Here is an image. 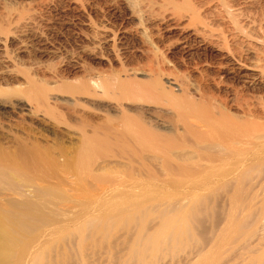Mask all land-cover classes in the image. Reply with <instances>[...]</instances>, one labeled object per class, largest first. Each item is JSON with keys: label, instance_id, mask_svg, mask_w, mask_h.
Segmentation results:
<instances>
[{"label": "rangeland", "instance_id": "rangeland-1", "mask_svg": "<svg viewBox=\"0 0 264 264\" xmlns=\"http://www.w3.org/2000/svg\"><path fill=\"white\" fill-rule=\"evenodd\" d=\"M263 123L264 0H0V264H226L264 221L212 247L233 165L203 142ZM194 199L196 239L160 240Z\"/></svg>", "mask_w": 264, "mask_h": 264}, {"label": "bare ground", "instance_id": "bare-ground-1", "mask_svg": "<svg viewBox=\"0 0 264 264\" xmlns=\"http://www.w3.org/2000/svg\"><path fill=\"white\" fill-rule=\"evenodd\" d=\"M68 6V5H67ZM195 11V10H194ZM89 18V17H88ZM91 20V19H90ZM195 23V22H194ZM237 27V26H236ZM240 27V26H239ZM195 28V27H194ZM205 29V28H204ZM239 31V30H238ZM246 31V30H245ZM7 33V32H6ZM43 34V33H42ZM115 34V33H114ZM222 36V35H221ZM129 39V38H128ZM223 43V42H222ZM225 44V43H224ZM113 45V44H112ZM224 47V46H223ZM51 49V48H50ZM227 51V50H226ZM118 56V55H117ZM116 56V57H117ZM195 59V58H194ZM235 61V60H234ZM238 62V61H237ZM226 65V64H225ZM245 65V64H244ZM246 66V65H245ZM263 74V73H262ZM237 75V74H236ZM250 76V75H249ZM248 76V77H249ZM250 77H252V76H250ZM249 77V78H250ZM247 78V77H246ZM253 79L254 78H256V77H252ZM221 79V78H220ZM260 79V78H259ZM251 80V79H250ZM128 82V81H127ZM255 82V81H254ZM263 82V81H262ZM127 84V83H126ZM252 84V83H251ZM118 85V84H117ZM124 86V85H123ZM128 87H129V85H128ZM123 93V92H122ZM121 94V93H120ZM193 103V102H192ZM217 103V102H216ZM202 104V103H201ZM219 106V105H218ZM222 106V105H221ZM194 107V106H193ZM263 107V106H262ZM190 108V107H189ZM196 109V108H195ZM247 109H249V108H247ZM192 110V109H191ZM212 110V109H211ZM193 111V110H192ZM191 111V112H192ZM221 111H222V109H221ZM213 112V111H212ZM223 114V113H222ZM221 114V115H222ZM191 115V114H190ZM198 115V114H197ZM194 116V115H193ZM207 116H208V114H207ZM215 116V115H214ZM208 118H209V116H208ZM211 118V117H210ZM216 118H218V117H216ZM216 118L214 119V120H216ZM223 118V117H222ZM230 118V117H229ZM245 118V117H244ZM196 119V118H195ZM227 120H228V118H226ZM252 119V118H251ZM197 120V119H196ZM213 120V121H214ZM219 120H223V119H219ZM227 120H226V122H227ZM231 120V119H230ZM233 120V119H232ZM193 121V120H192ZM201 121V120H200ZM207 121V120H206ZM205 121V122H206ZM225 121V119L223 120V122L222 123H225L224 122ZM257 121V120H256ZM191 122V121H190ZM198 122V121H197ZM204 122V123H205ZM209 122V121H208ZM212 122V121H211ZM216 122V121H215ZM235 121H233V123H234ZM259 122V121H258ZM194 123V122H193ZM201 123V122H200ZM199 123V124H200ZM213 123L214 122H212V125H213ZM219 123V122H218ZM217 123V124H218ZM228 123V122H227ZM246 123H247V121H246ZM249 123H250V121H249ZM248 123V124H249ZM256 123V122H255ZM216 124V126H218ZM221 124V123H220ZM229 124V123H228ZM228 124H226L228 127L230 126V124L228 125ZM236 124V123H235ZM239 123H237L236 125H238ZM241 124H243V123H241ZM240 124V125H241ZM248 124H246V125H248ZM250 124H252V123H250ZM260 124H262V123H259V125ZM264 124V123H263ZM201 125V124H200ZM205 125V124H204ZM232 125V124H231ZM234 125V124H233ZM255 126V125H257V123L256 124H252V126ZM209 126V125H208ZM239 126V125H238ZM250 126V125H249ZM258 126V125H257ZM194 127H195V125H194ZM203 127V126H202ZM212 127H214L215 128V126H212ZM231 127V126H230ZM246 127H248V126H246ZM259 127V126H258ZM197 128H199V127H197ZM201 128V127H200ZM206 128V127H205ZM208 128V127H207ZM220 128H223V127H220ZM219 128V129H220ZM233 128H235V126L233 127ZM237 128V127H236ZM240 128H242V127H239L238 129H240ZM262 128V127H261ZM263 128H264V126H263ZM262 128V130H260V128L259 129H257L256 128V130H255V128H252V129H254V131H252V129L250 130V131H247V130H249L248 128H245L244 127V129L246 130V132H244L243 130H225L226 132H221L220 131V133L218 132V131H215V133L216 132H218L217 134H215L214 133V135H217L218 137H215L213 134H210L211 135V137H208V139H207V141H205L206 140V137H205V140L203 139V138H201L202 140H204L205 142H203V147H204V150L206 151V153L207 152H209V151H211L212 153H215V154H213L214 156H212V157H210L209 158V156L210 155H208V157H206L207 158V160L209 161V162H212L213 164L215 163V162H219L220 164H222L223 163V165H228V164H230V165H233L232 167H231V170H228V168H225V171H224V174H223V176L225 177V178H229L228 179V181L226 180V179H224L222 176V178H223V186H228L229 185V182L231 183V184H233L234 185V188H233V186H232V189L230 190V192H229V196L230 197H228V195H227V199H230V205H229V209H227V210H225V213H227V211H228V214H227V217H226V215H224L225 217H224V221L225 222H223V226L220 228V229H218L217 230V235L216 236H214L213 235V237H215V239H217L218 241L216 242V243H218V244H214L215 243V241H212L211 239V241L213 242H211L212 244V247H214V248H216V247H218V249H221V253L223 254L224 252H225V254H229L230 255V253H233V252H237V251H240V255H239V252L238 253H236L237 255H233V254H231L230 256H232L233 255V257H230L229 258V256H228V259H230V260H227L226 262H224V263H226V264H237V259L239 258V261H240V258L241 257H243L244 259L246 258V257H248L247 258V260H248V262L250 261V258L252 257V252L251 251H255L256 249L254 248L255 247V245H251V242H250V240L248 241V240H245L244 238H243V234H245L246 232H249V231H247V230H251V231H253V228H254V226H252L251 227V224H253V222H255V224H256V222L260 219H262L263 221H264V199H263V202H259L258 201V203L256 202V203H254V204H252L253 202H254V199L256 198V197H258L259 195L256 193L258 190H260V184H259V187H258V185H257V188H256V185H255V183L256 184H258V183H261L260 181H262L263 182V177H264V129ZM191 129V128H190ZM195 129V128H194ZM203 129V128H202ZM210 129V128H209ZM224 129H226V128H224ZM205 130H207V129H205ZM208 131V130H207ZM224 131V130H223ZM201 132V131H200ZM204 132V131H203ZM212 132H213V130H212ZM190 133V132H189ZM206 133V132H205ZM198 134V133H197ZM204 134V133H203ZM207 134H208V132H207ZM218 134H220V135H218ZM192 135V134H191ZM212 135L214 136V137H212ZM196 137V136H195ZM197 137H199V136H197ZM202 137H204V136H202ZM197 140V139H196ZM199 140V139H198ZM201 140V141H202ZM201 144H202V142H201ZM194 145V144H193ZM198 145V144H197ZM200 146H202V145H200ZM199 146V147H200ZM177 147H178V145H177ZM194 147H198V146H194ZM193 148V147H192ZM179 149V148H178ZM199 148H197V150H198ZM183 150H185L184 148H183ZM187 150V149H186ZM196 150V151H197ZM201 150V149H200ZM203 151V150H202ZM201 151V152H202ZM190 152V151H189ZM200 152V153H201ZM183 153V152H182ZM197 153V152H196ZM199 153V152H198ZM194 154H195V152H194ZM194 154H193V156H194ZM204 154V153H203ZM211 154V153H210ZM202 155V154H201ZM206 155V156H207ZM182 156H184V155H182ZM199 156H200V154H199ZM177 157V156H176ZM185 157V156H184ZM192 157V156H191ZM179 158V157H178ZM194 158V157H193ZM196 158V157H195ZM197 158H199V157H197ZM203 159H205V158H203L202 157V160ZM177 160V159H176ZM180 160V159H179ZM191 160V159H190ZM190 160H189V162H190ZM184 161V160H183ZM182 161V162H183ZM192 161V160H191ZM204 161V160H203ZM187 162V161H186ZM181 164V163H180ZM183 164V163H182ZM185 164H187V163H185ZM205 164V163H204ZM209 164V163H208ZM211 164V163H210ZM216 164V163H215ZM190 165V164H189ZM194 165H195V163H194ZM197 165V164H196ZM195 165V166H196ZM223 165H220V167H223ZM201 166V165H200ZM200 166H198V167H200ZM203 166V165H202ZM217 167H218V165H217ZM216 167V168H217ZM230 167V166H229ZM194 168V167H193ZM203 168V167H202ZM212 168V167H211ZM198 169V168H197ZM200 169V168H199ZM204 169V168H203ZM202 169V170H203ZM222 169V168H221ZM223 169H224V167H223ZM226 169H227V171H226ZM195 170V169H194ZM201 170V169H200ZM212 170H213V168H212ZM197 171H199V170H197ZM211 171V170H210ZM220 172V171H219ZM200 173H201V171H200ZM214 173V172H213ZM215 173H217V172H215ZM196 174H198L197 172H196ZM207 175H208V172L206 173ZM195 175V174H194ZM198 175H200V174H198ZM201 175H202V173H201ZM204 175V174H203ZM217 175V174H216ZM218 175H219V173H218ZM263 175V176H262ZM220 176V175H219ZM190 177V176H189ZM192 177V176H191ZM194 177H196V176H194ZM203 178V177H202ZM206 178H207V176H206ZM191 179V178H190ZM204 179V178H203ZM216 180H217V178H215ZM195 180V179H194ZM200 180V179H199ZM226 180V181H225ZM260 180V181H259ZM198 181V180H197ZM193 182V181H192ZM211 182V181H210ZM197 183V182H196ZM250 183V184H249ZM193 184V183H192ZM211 184V183H210ZM191 185V184H190ZM201 185V184H200ZM212 185V184H211ZM214 185V184H213ZM263 184L261 183V186H262ZM189 186V185H188ZM191 186H193V185H191ZM196 186V185H195ZM226 186V187H227ZM197 187V186H196ZM229 187V186H228ZM263 187V186H262ZM190 188V187H189ZM193 188V187H192ZM206 188V187H205ZM211 187H209L208 186V189H210ZM203 189V188H202ZM218 189V188H217ZM226 189V188H225ZM211 190V189H210ZM222 190V189H221ZM261 190H262V188H261ZM198 191V190H197ZM205 191V190H204ZM212 191H215V190H212ZM223 191V190H222ZM233 191V192H232ZM210 192V191H209ZM225 192V191H224ZM259 192V191H258ZM195 193H196V191H195ZM200 193H202V192H200ZM228 193V192H227ZM226 193V194H227ZM190 194V193H189ZM211 194V193H210ZM212 194H213V192H212ZM223 194V193H222ZM231 194V195H230ZM260 194V193H259ZM193 195V194H192ZM196 195V194H195ZM205 195H206V191H205ZM204 195V196H205ZM258 195V196H257ZM198 196V195H197ZM217 196V195H216ZM223 196V195H222ZM189 197H190V195H189ZM188 197V198H189ZM193 197V196H192ZM191 197V198H192ZM201 197V196H200ZM208 197V196H207ZM211 197H213V196H211ZM220 197V196H219ZM219 197H218V199H219ZM203 198V197H202ZM197 199H199V198H197ZM196 199V201H195V199H194V205L192 206V204H191V202L193 201H191L190 202V204L188 205V206H186V208H184L182 205V207L181 208H179V209H175L176 211H174L172 214L173 215H171V219L167 216V217H165L166 219H164V215H163V217H162V225H161V228H160V230L158 231V238L159 237H161L162 239H166V238H174L173 239V242L175 241V242H177V243H180L181 241H183V242H185L186 240H187V242H188V240H193V239H196V233L193 231V227L196 225H194V223L196 222V219H197V216L199 215V213H200V206L201 205H199L198 204V201H200V200H202V199H200V200H197ZM212 199V198H211ZM216 199V198H215ZM214 199V200H215ZM258 199V198H257ZM259 199H260V196H259ZM204 200V199H203ZM203 200H202V203L204 204V202L206 201H204L203 202ZM256 200V199H255ZM201 202V201H200ZM227 202V201H226ZM228 202H229V200H228ZM189 203V202H188ZM193 203V202H192ZM195 203H197L198 205H196ZM181 204V203H180ZM202 204V205H203ZM255 204L256 205H261V206H259L258 208H257V206L256 207H254L255 206ZM191 205V207H189ZM226 205V204H225ZM201 207H203V206H201ZM255 209H254V208ZM177 208V207H176ZM205 208V207H204ZM254 210V212H253V210ZM202 210V209H201ZM207 210H209V208L207 209ZM251 210H252V212H251ZM258 210V212H256V211ZM204 211V210H203ZM224 213V214H225ZM251 213H252V215L253 216H255V217H250L251 216ZM255 213L256 214H258L257 216L255 215ZM201 215V214H200ZM242 216V217H241ZM199 217V216H198ZM185 218V220L182 222V220ZM225 218H226V220H225ZM239 218V219H238ZM240 218H241V220H240ZM252 218H255L256 219V221H254V219L252 220ZM171 220V221H168V220ZM249 220H251V222L249 221ZM164 221V222H163ZM258 222H261V221H258ZM263 223V222H262ZM261 223V224H262ZM258 224H260V223H258ZM260 224V225H261ZM194 225V226H193ZM257 225V224H256ZM246 226H250V228H248V227H246ZM262 226V225H261ZM263 226H264V223H263ZM262 226V227H263ZM246 227V228H245ZM258 228V227H257ZM245 229H247V230H245ZM256 229V228H255ZM243 230H245L246 232L244 233V231ZM264 230V229H263ZM263 230H260V232H262ZM255 232H257L256 230H255ZM195 233V234H194ZM264 232H262V233H259L260 235L261 234H263ZM249 233H246L245 235L247 236ZM253 234H255L254 233V231L253 232H251V235H253ZM243 235V236H242ZM259 235V236H260ZM242 236V237H241ZM246 236H244V237H246ZM255 235H253V238H254V240H253V238H252V236H248L247 237V239L249 238V237H251L252 238V240H253V242L252 243H254L255 244V242L257 243V244H259V245H257L256 244V248H257V246H259L260 248L264 245V244H262V242L264 241V240H262V239H259V238H261V236H263L262 238L264 239V234L263 235H261L259 238L257 237L258 235L256 234V238H258L259 240H257L255 237H254ZM187 238V239H186ZM212 238V237H211ZM239 238H242L243 240H245V241H243V244L244 243H246V241L249 243V244H246V245H243V246H240L241 248V250L238 248L239 247V245H238V247H237V249H239V250H237L236 251V245L238 244L237 243V241H240L239 240ZM251 238H249V239H251ZM160 239V238H159ZM214 239V240H215ZM161 240V239H160ZM257 240V241H256ZM195 241V240H194ZM205 241V240H204ZM242 241H240L239 243L240 244H242ZM260 241H261V244H260ZM200 242V241H199ZM177 243H174V244H177ZM197 243V242H196ZM207 243V242H206ZM205 243V244H206ZM202 244V243H201ZM209 244V243H208ZM236 244V245H235ZM204 245V244H203ZM218 245V246H217ZM252 246V248H254L255 250H251V249H249V247L248 246ZM261 245V246H260ZM234 247V248H233ZM248 247V248H247ZM258 247V250L260 249ZM206 248H207V244H206ZM234 250H233V249ZM242 248H243V250L244 249H246V250H251V251H246V250H244V251H242ZM262 248H264V247H262ZM203 249V248H202ZM232 249V250H231ZM208 250V249H207ZM213 250V249H212ZM211 250V251H212ZM258 250H256V251H258ZM262 250V249H261ZM203 251V250H202ZM201 251V252H202ZM214 251V250H213ZM219 251V254H220V250H217L216 249V252H218ZM227 251H231L230 253H228ZM233 251V252H232ZM246 251V252H245ZM256 251L253 253L254 255H255V253H256ZM133 252L134 253H136V255H141V253L138 251L137 252V250H136V247L133 249ZM200 252V253H201ZM210 253V251H205V253H204V251H203V253L206 255V256H208V257H206V258H208L207 260H205V259H203L204 261H211L210 260V258H212V255L210 254H208L207 255V253ZM247 252L250 254V255H248V256H246L245 257V254L247 255ZM259 252V251H258ZM261 253L260 254H264L263 253V251H260ZM215 253V252H214ZM199 254V253H198ZM204 254H203V256L201 255V257L203 258V257H205L204 256ZM213 254V253H212ZM257 254V253H256ZM259 254V255H260ZM214 255V254H213ZM199 256H200V254H199ZM214 256H216V253H215V255ZM218 256V255H217ZM216 256V257H217ZM224 256V255H223ZM227 256H224V257H226L227 258ZM237 256V257H236ZM251 256V257H250ZM257 257H259V259L257 258V257H255V256H253L254 257V259H253V257L251 258L252 260H254V261H257V262H255V264L257 263V264H264V257H263V255L261 256V258H260V256H258V255H256ZM215 257V258H216ZM219 257H221V256H219ZM224 257H222L221 259H225ZM250 257V258H249ZM199 258V257H198ZM242 258V261L244 260ZM256 258V259H255ZM217 259H218V257H217ZM216 259V260H217ZM220 259V258H219ZM200 260H201V258H200ZM213 260H214V257H213ZM215 260V261H216ZM246 260V259H245ZM247 260L246 261H244L245 262V264L247 263ZM252 260L250 261L251 263L250 264H252ZM224 260H222V262H223ZM237 261V262H236ZM203 262V261H202ZM205 263V262H204ZM208 263V262H207ZM239 263H241V261L239 262ZM243 263V262H242ZM241 263V264H242ZM254 263V262H253ZM209 264V263H208ZM223 264V263H222ZM244 264V263H243ZM249 264V263H248Z\"/></svg>", "mask_w": 264, "mask_h": 264}]
</instances>
